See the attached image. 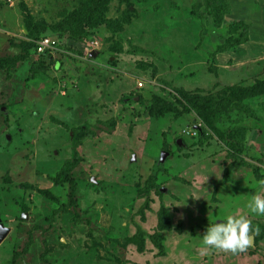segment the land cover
<instances>
[{"label": "rangeland", "instance_id": "obj_1", "mask_svg": "<svg viewBox=\"0 0 264 264\" xmlns=\"http://www.w3.org/2000/svg\"><path fill=\"white\" fill-rule=\"evenodd\" d=\"M95 1L0 0V264H264L246 207L264 196V0H227L220 28L210 0H99L91 23L62 26ZM38 30L58 40L43 57ZM261 82L253 118L228 100ZM73 129L92 134L76 150ZM232 213L260 234L205 249Z\"/></svg>", "mask_w": 264, "mask_h": 264}, {"label": "trees", "instance_id": "obj_2", "mask_svg": "<svg viewBox=\"0 0 264 264\" xmlns=\"http://www.w3.org/2000/svg\"><path fill=\"white\" fill-rule=\"evenodd\" d=\"M102 1L103 0H101V2ZM98 2H99V0L95 1L90 7L89 6H87V7L82 6V8L79 9L78 11H76L77 10L76 9L73 12H71L69 14V16H67V18L62 22V26L64 25V27H66V26L68 27L69 26L68 23L69 24L76 23L79 25L91 23L93 20H95L96 11H97L98 7L101 5L100 2L99 3ZM207 6L209 7V10H208L209 14L212 15L213 26L215 28H220L221 26H223L224 15L227 13H230L229 2L227 0H210L209 4H207ZM240 25L244 29L247 27L242 22L237 21V22H233L232 24L229 25L228 31L230 32V30H237L238 26H240ZM202 34L206 35V30H203ZM49 35H51V34H48V33L43 32V31L40 32L39 30L34 32V33L29 34L30 37H33L32 47L29 46V52L31 50H33V51L35 50L37 52V42L44 37H49ZM58 37L60 39H62V36L58 35ZM79 38H80V36L78 37L77 35H74V34H72L71 36H68L70 43H73V44L78 43ZM242 38L243 39H239V40L234 38V41L245 43L247 41L248 35L243 34ZM234 41H233V39H231L229 41L231 46L233 45ZM226 47H228L227 44H225L224 47H218V48L221 51L223 49H227ZM46 53H48V52H46ZM42 54L43 53H39V56L41 57ZM28 59L29 58L27 56V53L25 52L24 55L22 56L21 60H23L22 62L24 63ZM34 64H35V62H34ZM261 84H262V82L257 83L254 86L239 87V88H237V91H231L228 93V100L234 102V105H236L238 107L240 112H242L244 114L250 113L252 115V114H254V110L252 109V107L250 106L248 101H249V99H251L253 97H255V98L259 97V95L261 93V89H260ZM263 88H264V86H263ZM179 91L182 93V96L185 98H188L189 97L188 95H191V94H187L182 89H179ZM262 103H263L262 107L264 108V102H262ZM155 105H156V103H155ZM166 106H168V105H166ZM208 108L210 110L214 109L211 105H209ZM206 109H207V107H206ZM214 111H215V109H214ZM153 112H154V114H156L157 112H160L159 114H161V113H167L168 110H166V107H162V106L160 108H158V110H157L156 106H154ZM253 117H254V115H252L251 118H253ZM72 133H73V137H74V143H75L74 149L75 150H76V148H78L83 143L84 139L87 140L86 137L92 135V134H88L87 132L83 133L82 129H80L79 132H77L76 130L73 129ZM243 146H245V144ZM243 146H242V148L235 149L233 152H231L229 154L228 158H229L230 162H229L228 166L226 167V169L224 170V180L229 181L231 179L230 174H231L232 170L239 168V167L244 165V162L241 158V155H238V154H240V152L243 151V149H244ZM254 174L256 175L257 179L262 178L260 175H258V170H254Z\"/></svg>", "mask_w": 264, "mask_h": 264}, {"label": "clouds", "instance_id": "obj_3", "mask_svg": "<svg viewBox=\"0 0 264 264\" xmlns=\"http://www.w3.org/2000/svg\"><path fill=\"white\" fill-rule=\"evenodd\" d=\"M246 207L250 213L264 217V196L253 195L248 200ZM260 231L261 229L254 226L248 215L232 213L207 225L201 243L205 249L238 254L248 250L253 237L259 235Z\"/></svg>", "mask_w": 264, "mask_h": 264}, {"label": "built area", "instance_id": "obj_4", "mask_svg": "<svg viewBox=\"0 0 264 264\" xmlns=\"http://www.w3.org/2000/svg\"><path fill=\"white\" fill-rule=\"evenodd\" d=\"M58 40L51 37H44L37 42V52L44 53L48 50H53L56 47Z\"/></svg>", "mask_w": 264, "mask_h": 264}, {"label": "water", "instance_id": "obj_5", "mask_svg": "<svg viewBox=\"0 0 264 264\" xmlns=\"http://www.w3.org/2000/svg\"><path fill=\"white\" fill-rule=\"evenodd\" d=\"M8 231H9L8 228H5L3 224L0 223V242L2 238L5 237V235H7Z\"/></svg>", "mask_w": 264, "mask_h": 264}]
</instances>
